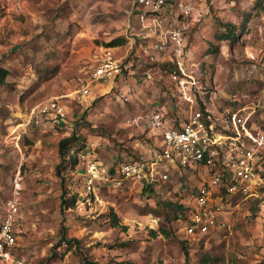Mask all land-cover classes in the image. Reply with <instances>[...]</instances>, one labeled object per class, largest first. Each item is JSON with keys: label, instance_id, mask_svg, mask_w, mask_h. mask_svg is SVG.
Wrapping results in <instances>:
<instances>
[{"label": "rangeland", "instance_id": "1", "mask_svg": "<svg viewBox=\"0 0 264 264\" xmlns=\"http://www.w3.org/2000/svg\"><path fill=\"white\" fill-rule=\"evenodd\" d=\"M178 1L191 4L194 14L177 20ZM167 5L169 23L185 27L189 67L195 70L204 91L202 102L215 122L240 110L253 128L264 132V0L262 8L256 0H168ZM221 22L238 27L236 42L217 40L216 34L224 30ZM142 31L130 0H0V68L9 71L0 85V220L21 170L17 259L23 264H200L202 256L209 255L210 264H264V146L260 180L248 195L225 203L226 225L194 237L185 232L189 215L167 222L159 202L190 206L194 185L208 180L209 173L184 175L172 168L170 181L153 191L129 183L119 191L103 186L91 198L85 197L82 163L58 173L59 143L75 130L79 141L70 147L67 159L77 155L84 141L95 143L98 157L108 166L158 148V133H142L128 123L138 109L150 108L149 100H163V92L169 97L162 103L176 111L173 84L162 78L159 66H154L152 81L139 71L146 65L139 49ZM120 36L132 44L115 49L117 56L123 61L141 57L144 63L135 60L137 66L129 73L94 83L90 96L80 102L77 91L91 76L95 56ZM210 43L220 48L217 54L206 53ZM121 89L137 97L122 102L116 96ZM53 97L67 107V127L27 125L33 108ZM189 105L182 101L178 106L183 118ZM65 188L69 196L78 194L71 208L62 203ZM112 211L119 217L116 226ZM153 217H159L157 225L151 223ZM160 227L170 235L162 234ZM64 231L79 245L66 243Z\"/></svg>", "mask_w": 264, "mask_h": 264}, {"label": "built area", "instance_id": "2", "mask_svg": "<svg viewBox=\"0 0 264 264\" xmlns=\"http://www.w3.org/2000/svg\"><path fill=\"white\" fill-rule=\"evenodd\" d=\"M168 0H132L135 7L142 8L140 14L143 29L147 32L142 39L151 38V43L139 44L140 56L145 63L154 64L173 60L176 69L170 80L175 85L173 96L176 111L155 100L146 113H135L128 123L139 132L158 133V148L142 155L108 166L96 153L95 143L88 141L77 153L83 164L82 175L85 197L91 198L103 186L124 190L129 183L157 186L170 181V170L174 168L184 175L201 176L209 173V179L195 184L189 197V223L187 236L205 235L226 225L223 220L225 203L233 196L248 195L260 180L264 132L249 124V116L236 110L216 123L211 111L202 102L203 87L195 70L189 67L191 55L187 49L185 27L181 23L170 24L166 17ZM177 20L194 14V7L183 1L175 4ZM198 19L201 12H195ZM166 58L160 60V55ZM139 57V59L141 58ZM142 59V58H141ZM123 57L115 49L104 48L94 58L92 74L83 82L77 99L82 102L91 93L92 85L115 80L123 74ZM195 65V64H193ZM129 66H125L129 69ZM154 71L146 69L144 79L152 81ZM113 82V81H112ZM117 99L125 102L137 97L130 89H121ZM189 103V113L183 118L178 111L180 102ZM170 113L173 114L170 120ZM68 110L57 97L38 104L30 112L27 125L67 127ZM150 151V150H149ZM22 190L21 170L14 178V196L9 200L4 217L0 220V264H23L17 259L19 246L17 216L19 195ZM87 199V198H86ZM159 217L151 218L157 225Z\"/></svg>", "mask_w": 264, "mask_h": 264}, {"label": "trees", "instance_id": "3", "mask_svg": "<svg viewBox=\"0 0 264 264\" xmlns=\"http://www.w3.org/2000/svg\"><path fill=\"white\" fill-rule=\"evenodd\" d=\"M256 4L259 7H263V0H256ZM182 17V16H181ZM249 20V15L245 20V24L246 22ZM221 28H223L224 30L218 34H216V38L219 41H223V40H230L232 42H236L239 38V33L237 32L238 27L233 24V23H223L221 22ZM245 27V26H244ZM128 38L124 37V36H120L118 38H113L110 42H108L106 44L107 47H117V46H124L126 44H128ZM219 47L218 45H214L213 43H210L209 47L206 50L207 54H217L219 52ZM135 60H139L141 62H143L141 59L139 58H133L132 56H129L124 64H123V71L124 73H129L131 69H135V67L137 66V64L135 63ZM144 63V62H143ZM146 64L145 67L139 66V71L142 70V72H144L146 69H154V66L158 65L159 66V73L161 74L162 78H169L170 79V75L171 73L176 69V65L175 62L173 60H168L165 62H157L154 64H149V63H144ZM129 66V69H126L125 66ZM9 75V71L5 68H0V85H3L6 83V78ZM144 78V77H143ZM173 84V83H172ZM173 88H175V85L173 84ZM170 92V90H168V88L165 89V91ZM171 93V92H170ZM169 96H167L164 92H163V100H159L161 104H163L162 102L165 101V99H168ZM172 98V96L170 97ZM176 104V103H175ZM177 105V104H176ZM175 105L174 108H177V106ZM77 141H79V134L77 132V130H75L71 136H68L64 139H62L59 143V147H60V154L62 157V162L61 164L58 166V173H60L59 170H61L62 167H64V169L66 167L74 169L77 167L79 160L77 155H71L69 157V159H67V156L69 155L70 152V147L73 146ZM88 142V141H87ZM86 141H84L83 143H81V145L79 146V148L77 149V151L79 152V150L85 146V144L87 143ZM64 181V179H63ZM144 190H149V191H153L154 187L149 186V185H145ZM70 194V190H68L67 188H65L63 190L61 199H62V203L63 205H65L66 208H71L73 207L76 202L78 201V194H73L72 196H69ZM166 210V220L167 222H172L174 220H178L180 217H186V215H189V206L185 205L184 202H180V201H169V200H164L162 202H159ZM111 219L113 221V224L116 226L119 224V217L117 216V214L115 212H111ZM159 231L164 234L165 236H169L170 232L163 227L159 228ZM63 233V239L66 243L72 244L73 242L76 245H79V240L78 239H68L66 237V231H64ZM183 249L186 250V257L187 259H189V252L186 249V241H183ZM212 260V258L209 255H205L202 256V258L200 259V264H210L209 262ZM86 264H98L95 262H91L89 260H85ZM127 264H137V263H132V262H127Z\"/></svg>", "mask_w": 264, "mask_h": 264}, {"label": "crops", "instance_id": "4", "mask_svg": "<svg viewBox=\"0 0 264 264\" xmlns=\"http://www.w3.org/2000/svg\"><path fill=\"white\" fill-rule=\"evenodd\" d=\"M131 1V6H132V10H135V12L138 14V16H140V14H141V12L143 11L142 10V8L141 7H139V6H137V7H135L134 5H133V3H132V0H130ZM169 14H170V12H169V6L167 5V10H166V16H169ZM144 34H147V32L144 30V31H142L141 32V34L140 35H142V36H144ZM147 39H143V42H140V43H142V44H145V43H151V38H148V37H146ZM139 39H142L141 38V36H139V38H138V40ZM132 44V42H128V46L129 45H131ZM126 45V46H127ZM121 46H117V47H111L113 50L114 49H118V48H120ZM111 87V86H110ZM149 102H150V108H147L146 110H143V109H145L144 107H143V109H138V111H140L141 113H146V112H148V111H150L151 110V108H153V106H154V104H155V99L154 100H152V101H150L149 100ZM172 110V109H171ZM139 112V113H140ZM172 117H173V114L172 113H170V116H169V118H170V120H172V122H174L175 123V120H173L172 119ZM103 161V160H102Z\"/></svg>", "mask_w": 264, "mask_h": 264}]
</instances>
